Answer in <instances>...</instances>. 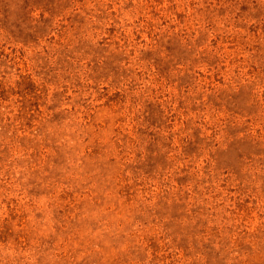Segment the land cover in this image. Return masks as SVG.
Returning a JSON list of instances; mask_svg holds the SVG:
<instances>
[{
  "label": "rangeland",
  "instance_id": "obj_1",
  "mask_svg": "<svg viewBox=\"0 0 264 264\" xmlns=\"http://www.w3.org/2000/svg\"><path fill=\"white\" fill-rule=\"evenodd\" d=\"M0 264H264V0H0Z\"/></svg>",
  "mask_w": 264,
  "mask_h": 264
}]
</instances>
